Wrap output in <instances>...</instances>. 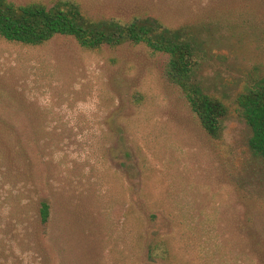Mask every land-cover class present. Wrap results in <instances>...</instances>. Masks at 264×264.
I'll return each mask as SVG.
<instances>
[{
  "label": "rangeland",
  "instance_id": "374dc122",
  "mask_svg": "<svg viewBox=\"0 0 264 264\" xmlns=\"http://www.w3.org/2000/svg\"><path fill=\"white\" fill-rule=\"evenodd\" d=\"M72 1L91 20L202 30L195 73L227 118L210 138L142 44L0 38V109L28 147L19 175L0 165V264H264V161L236 107L264 79V0Z\"/></svg>",
  "mask_w": 264,
  "mask_h": 264
},
{
  "label": "trees",
  "instance_id": "16d2710c",
  "mask_svg": "<svg viewBox=\"0 0 264 264\" xmlns=\"http://www.w3.org/2000/svg\"><path fill=\"white\" fill-rule=\"evenodd\" d=\"M201 31L190 26L169 28L152 18H133L129 22L91 20L72 0H58L50 8L40 3L15 5L0 0V38L7 42L38 47L57 36H64L72 38L86 51L130 43L165 54L167 77L181 91L205 133L218 139L228 112L225 105L207 94L197 80L195 71L201 51ZM236 107L250 131V153L264 161V79L240 93ZM15 120L14 114L0 109V165L9 176L21 173L28 149L25 128ZM39 217L41 223L47 222L49 205L46 202L40 203Z\"/></svg>",
  "mask_w": 264,
  "mask_h": 264
}]
</instances>
